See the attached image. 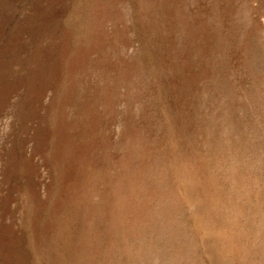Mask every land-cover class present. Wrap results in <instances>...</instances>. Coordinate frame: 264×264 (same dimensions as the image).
<instances>
[{
  "label": "rangeland",
  "instance_id": "rangeland-1",
  "mask_svg": "<svg viewBox=\"0 0 264 264\" xmlns=\"http://www.w3.org/2000/svg\"><path fill=\"white\" fill-rule=\"evenodd\" d=\"M0 264H264V0H0Z\"/></svg>",
  "mask_w": 264,
  "mask_h": 264
}]
</instances>
